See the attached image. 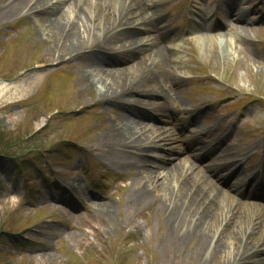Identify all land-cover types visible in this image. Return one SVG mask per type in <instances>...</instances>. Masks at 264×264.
<instances>
[{
  "label": "rangeland",
  "instance_id": "rangeland-1",
  "mask_svg": "<svg viewBox=\"0 0 264 264\" xmlns=\"http://www.w3.org/2000/svg\"><path fill=\"white\" fill-rule=\"evenodd\" d=\"M160 1L175 26L167 40L176 46L178 51L170 50L177 59L168 64L186 78L178 86L181 97L133 95L166 106L159 123L167 131L183 137L195 130L217 150L229 144V157H241V171L255 178L254 183L264 179V0ZM218 4H233L243 20L223 14L224 20L220 11L214 15ZM220 19L225 22L219 24ZM204 32L227 33L230 56L205 52L199 41ZM139 58L115 64L134 70ZM82 66V61L57 58L27 9L15 15L0 10V264H204L194 239L179 246L168 236L165 213L153 206L137 208L130 200L137 170L118 164L104 146L106 120L115 124L114 109L94 105L95 86L82 99L75 97L82 87ZM181 101L192 112L201 107L189 128L177 110ZM144 105L161 113L157 106ZM221 134L225 137L215 139ZM170 146L195 169L206 167L208 158L186 155L190 148L184 141L162 143L152 151L158 154ZM215 185L223 189L217 207L225 213L231 193L236 202L240 196L227 184ZM239 202L240 214L228 228L244 231L254 218L258 223L249 240L261 241L260 198L241 197ZM97 203L99 208L104 203L102 210H96ZM258 257L254 264H264ZM205 264L228 262L215 256Z\"/></svg>",
  "mask_w": 264,
  "mask_h": 264
},
{
  "label": "bare ground",
  "instance_id": "bare-ground-1",
  "mask_svg": "<svg viewBox=\"0 0 264 264\" xmlns=\"http://www.w3.org/2000/svg\"><path fill=\"white\" fill-rule=\"evenodd\" d=\"M162 7L160 0H11L0 4V10L7 15L18 14L22 9L33 14L45 42L57 52L58 59L82 61L84 73L78 76L82 87L75 90V97L82 99L85 91L95 86L98 95L94 105L102 103L114 109L115 124L106 120L104 136L108 142L104 146L118 164L137 170L131 182L130 200L134 206H153L165 213L170 226L168 236L179 246L194 239L193 248L204 264L215 256H221L228 264H254L256 256L264 260V237L255 243L249 240L257 220L249 219V227L244 231H232L227 224L240 214L236 209L241 197L260 198L264 221V179L262 185H253L239 168L241 157H229V144L217 150L210 140L201 141L199 135L186 133L181 137L156 121L145 120L159 116L144 109V104L157 106L161 113H166V106L133 95L160 94L169 99L174 93L181 97L178 86L186 78L168 64L177 59L170 50H177L176 46L167 40V33L175 26ZM231 10L226 12L227 17ZM238 14L237 21L241 22L242 14ZM204 28L211 30L206 25ZM237 28L247 37L242 24ZM144 32L147 34H141ZM227 35L204 32L199 38L200 46L205 52L216 50L220 58L229 57ZM137 56L140 58L135 61L134 70L115 64ZM157 77L164 83L159 85ZM181 104V112L190 113L184 102ZM154 134L156 139L152 140ZM172 140L184 141L185 148H190L186 155L207 157L206 167L195 169L185 163L175 155L173 146L158 154L152 151ZM141 173L152 183L143 180ZM215 183H227L240 196L236 202L231 193L225 213L218 211L223 189ZM97 204L96 210H102L104 203H100V208ZM218 224L222 225L219 231Z\"/></svg>",
  "mask_w": 264,
  "mask_h": 264
}]
</instances>
